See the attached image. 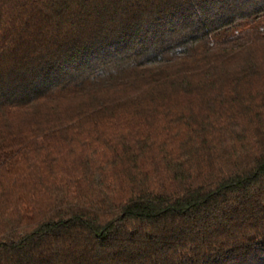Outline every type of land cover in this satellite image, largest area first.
Returning <instances> with one entry per match:
<instances>
[{"label": "trees", "instance_id": "16d2710c", "mask_svg": "<svg viewBox=\"0 0 264 264\" xmlns=\"http://www.w3.org/2000/svg\"><path fill=\"white\" fill-rule=\"evenodd\" d=\"M0 264H264V0H0Z\"/></svg>", "mask_w": 264, "mask_h": 264}]
</instances>
